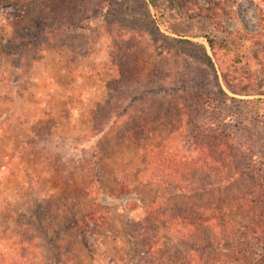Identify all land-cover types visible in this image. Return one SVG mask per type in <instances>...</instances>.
<instances>
[{
	"label": "rangeland",
	"instance_id": "rangeland-1",
	"mask_svg": "<svg viewBox=\"0 0 264 264\" xmlns=\"http://www.w3.org/2000/svg\"><path fill=\"white\" fill-rule=\"evenodd\" d=\"M223 76L264 93V0H0V264H264V96ZM155 198L205 227L141 233Z\"/></svg>",
	"mask_w": 264,
	"mask_h": 264
},
{
	"label": "trees",
	"instance_id": "trees-1",
	"mask_svg": "<svg viewBox=\"0 0 264 264\" xmlns=\"http://www.w3.org/2000/svg\"><path fill=\"white\" fill-rule=\"evenodd\" d=\"M206 41L208 42V44H210L211 48H213L212 45H211L212 43L208 39H206ZM113 43H114L113 45L115 46L117 44V39H114L113 40ZM203 54H204V56L206 58V61L212 66V63H211L209 57L206 55L205 52H203ZM115 59H117V57H115ZM230 82H231V79H227L225 76H223V83H224L226 89L229 92H231L232 94L240 95V96H264V93L263 92H260V93H243V94H238L234 90V88H233V86L231 85ZM222 96L225 97V98H228V95H226L224 92L222 93ZM250 104H252V107L253 108H258V110H259L258 112L260 114L259 115V120H260L259 124L261 125V127H262V129L264 131V99H255V100H252V101H250ZM131 139H133V138L131 137ZM230 141H231V139H227L226 140V143L224 144V143H219L216 140V142L212 146H210L209 144H211V143H209V141H207L206 143L205 142L197 143V144H195V147H196V151L198 153L199 158H202L201 156H203V154L206 153L207 160L208 159L213 160L214 159L213 158L214 157L213 155H215L217 152H219L221 150H223V151L226 152V150H228L227 145L230 143ZM150 155H151L150 159H151V163L152 164H155L156 165L157 164V159H159L158 160V164H161V166H164V163H166L165 161H167V163H169L170 165L172 164V160H173L172 158H171L172 159L171 160V159H168V157H165L163 159L164 161H161L160 160L161 157H160L159 153H157V151H156V153L155 152H152ZM217 163H218V161L217 160H214V164H217ZM205 166H207V164H205V162H203V167L206 168ZM174 174H177V175L179 174V172L177 171V169L174 171ZM179 218L180 217L178 216L175 220L172 219V221L170 222V227H172V229L175 230V231H177V232H182L184 230L185 226H186V223L184 221L180 220ZM191 219H192L191 221L190 220L187 221V224L192 225V224H195L196 222L199 221V218H197V216H194ZM202 222L203 223L204 222H207V220L206 221H202ZM145 225H148V224H145ZM138 229L140 230L141 233H143V231L146 230V227H143V226H141L139 224ZM141 253H143V255L146 254L143 251H141Z\"/></svg>",
	"mask_w": 264,
	"mask_h": 264
},
{
	"label": "crops",
	"instance_id": "crops-1",
	"mask_svg": "<svg viewBox=\"0 0 264 264\" xmlns=\"http://www.w3.org/2000/svg\"><path fill=\"white\" fill-rule=\"evenodd\" d=\"M175 192H172V194L176 197L178 194H176ZM179 194L181 195L180 192H179ZM158 198H155L152 201L148 202L149 204H147V209L143 210L144 211L143 215H141V214L139 215L140 218L137 219V223H139L141 226H146L145 224H148V222H151L153 224L160 223V226H161V229L159 231L160 234H165V236H167V238L168 237L177 238L176 234L178 232L173 230L172 227H170V222L172 221V219L175 220L178 217L177 212L174 211V209H171V205L166 204V202H164V203L162 202L160 205H157ZM198 216L199 215H197V217ZM180 220H182V219H180ZM182 221H184V220H182ZM184 222L186 223L184 230L186 231L189 229L192 231L191 232L192 234L196 233V228H200L201 226L205 227L204 224L206 223V222L203 223L201 220H199L198 222H196L195 224H192V225L187 224V221H184ZM170 232L174 233L175 235L174 234L168 235ZM141 254H143V253H141ZM145 255H147V254H145Z\"/></svg>",
	"mask_w": 264,
	"mask_h": 264
}]
</instances>
